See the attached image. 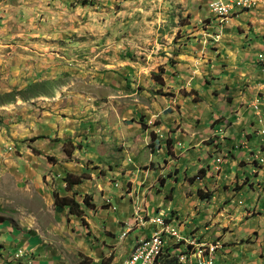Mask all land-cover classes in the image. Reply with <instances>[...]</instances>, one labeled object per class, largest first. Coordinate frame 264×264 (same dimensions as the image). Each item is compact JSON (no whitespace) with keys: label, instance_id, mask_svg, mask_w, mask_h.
I'll return each instance as SVG.
<instances>
[{"label":"rangeland","instance_id":"obj_1","mask_svg":"<svg viewBox=\"0 0 264 264\" xmlns=\"http://www.w3.org/2000/svg\"><path fill=\"white\" fill-rule=\"evenodd\" d=\"M211 1L0 0V264L131 262L134 251L129 257L127 245L107 230L118 226L110 218L129 215L132 206L118 199L127 183L114 167H149L143 166L147 158L135 157L145 143L147 116V135L175 134L150 115L167 106L176 111L178 104L153 75L179 67L175 57L200 36L192 29L197 24H210L204 35L220 40L225 22L211 14ZM213 31L219 32L215 40ZM192 67L183 69L198 73ZM263 98L258 94L252 108L264 123L255 110L263 112ZM216 162L218 171L224 160ZM67 173L84 177L73 191L66 189ZM133 174L137 186L141 180ZM54 194L80 202L86 195L94 208L84 206L80 219L56 206ZM133 215L147 214L137 209Z\"/></svg>","mask_w":264,"mask_h":264},{"label":"crops","instance_id":"obj_2","mask_svg":"<svg viewBox=\"0 0 264 264\" xmlns=\"http://www.w3.org/2000/svg\"><path fill=\"white\" fill-rule=\"evenodd\" d=\"M192 29L200 36L190 37L185 54L178 50L179 67L156 74L163 79V88L172 92L170 100L178 104L176 111L167 106L165 112L160 108L150 115L156 116V125L164 121L175 134L154 131L151 137L150 131L147 135L151 122L147 116L141 133L145 143L135 157L147 158L143 166L149 167L143 170L138 162L114 167L127 183L118 199L124 204L128 198L132 206L129 215L110 218L118 226L107 225V230L127 245L130 256L137 240L152 234L149 225H136L133 214L140 209L153 216V211L167 204L165 209L173 211L174 224L183 236L196 235L204 244L220 242L214 255L220 262L215 264H264V164L259 162L264 158V140L256 133L264 123L256 121L252 108L258 94L264 97V63L259 58L264 55V0L227 20L218 42L204 35L212 29L210 24ZM196 40L200 41L197 46ZM186 60L189 64H182ZM209 60L214 61L211 66ZM188 65L198 73L184 71ZM190 89L194 94H189ZM220 156L224 162L217 171L214 166ZM128 168L141 180L137 186L131 183L134 174ZM96 212L103 222L110 220L99 209ZM92 228L99 227L92 224Z\"/></svg>","mask_w":264,"mask_h":264},{"label":"built area","instance_id":"obj_3","mask_svg":"<svg viewBox=\"0 0 264 264\" xmlns=\"http://www.w3.org/2000/svg\"><path fill=\"white\" fill-rule=\"evenodd\" d=\"M255 4V0H212L209 11L221 23L231 18L236 10L252 8ZM255 110H261L262 114L261 108L255 107ZM260 134L264 139V129ZM152 214H157V223L152 226L148 241H144L145 250L134 253L129 264H215L214 253L220 248L219 242L204 244L200 243L196 235L183 236L180 226L174 224V216L169 208L153 211ZM146 216L135 220L136 225L146 223ZM164 218H171V225H164ZM20 256L21 249L16 253V257Z\"/></svg>","mask_w":264,"mask_h":264},{"label":"trees","instance_id":"obj_4","mask_svg":"<svg viewBox=\"0 0 264 264\" xmlns=\"http://www.w3.org/2000/svg\"><path fill=\"white\" fill-rule=\"evenodd\" d=\"M162 72L163 71H161V74H162ZM153 76L159 84H161V85L164 84V81L160 77V75L154 74ZM130 122L133 123L134 119H131ZM262 129H264V126H261L259 129H257L256 133L258 134ZM154 136H155V134L151 133V137H154ZM67 143H69V141ZM200 172H202V171H200ZM83 178L84 177L82 175L67 173V175L65 176L66 189L68 191H73L75 186L80 185L83 182ZM160 183L164 184V179L161 178ZM54 195H55L54 196V199H55L54 204L56 206L67 209L70 214L75 215L76 217H79L80 219H82L85 216V210L86 209H84L85 208L84 206L91 208V209L94 208V205L88 201V196H86V195L83 197L82 202L78 201L75 198V196H63V197H61L58 194H54ZM201 196H202V193H201ZM171 212L173 214V211H171Z\"/></svg>","mask_w":264,"mask_h":264},{"label":"bare ground","instance_id":"obj_5","mask_svg":"<svg viewBox=\"0 0 264 264\" xmlns=\"http://www.w3.org/2000/svg\"><path fill=\"white\" fill-rule=\"evenodd\" d=\"M154 217H157V215H153V216H149V217L146 216L145 225H142V224H138V225L141 228H146L148 225H149V227L152 228V226H154L155 224L152 221H150V220H151V218H154ZM164 225H171V218H164ZM148 239H149V237L138 239L137 240L138 243L136 242V244L134 246L135 249H133L134 253H141L142 250H145V242L144 241H148ZM133 257H134V254H133ZM131 261H132V259H131Z\"/></svg>","mask_w":264,"mask_h":264},{"label":"clouds","instance_id":"obj_6","mask_svg":"<svg viewBox=\"0 0 264 264\" xmlns=\"http://www.w3.org/2000/svg\"><path fill=\"white\" fill-rule=\"evenodd\" d=\"M256 4H257V2H256ZM255 4V5H256ZM208 7H209V5H208ZM250 9H252V8H244V9H238V10H236L235 11V13H234V15L232 16V17H234V16H236L238 13H240L241 11H244V10H250ZM231 17V18H232ZM231 18H228V19H226L225 21H223V22H221V23H224V22H226L227 20H231ZM220 22V21H219ZM219 35V32L217 33V34H215L214 32H213V36H214V39H215V36H218ZM221 35V34H220ZM259 58L261 59V57L259 56ZM263 101V100H262ZM255 115H256V113H255ZM262 116L264 117V110H263V112H262ZM256 121L258 122V123H260L259 122V120H257L256 119ZM263 123V122H262ZM259 137H261L262 138V136H261V134H260V132L257 134ZM262 140H264V139H262ZM201 243V242H200ZM215 243H217V242H214V243H209V244H215ZM220 243V242H219ZM219 249V248H218ZM217 249V250H218ZM217 250H216V252H217ZM216 252L214 253V255L216 254ZM215 257V256H214Z\"/></svg>","mask_w":264,"mask_h":264}]
</instances>
